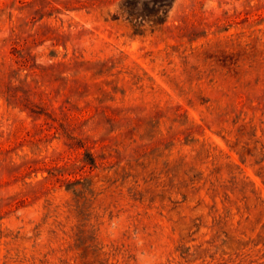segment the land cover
I'll return each instance as SVG.
<instances>
[{
	"label": "rangeland",
	"instance_id": "rangeland-1",
	"mask_svg": "<svg viewBox=\"0 0 264 264\" xmlns=\"http://www.w3.org/2000/svg\"><path fill=\"white\" fill-rule=\"evenodd\" d=\"M0 264H264V0H0Z\"/></svg>",
	"mask_w": 264,
	"mask_h": 264
}]
</instances>
